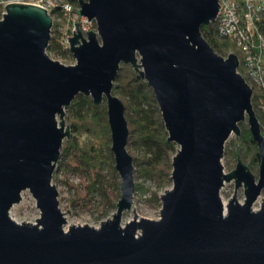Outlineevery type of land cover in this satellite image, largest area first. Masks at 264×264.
I'll return each mask as SVG.
<instances>
[{"label":"water","instance_id":"95a60500","mask_svg":"<svg viewBox=\"0 0 264 264\" xmlns=\"http://www.w3.org/2000/svg\"><path fill=\"white\" fill-rule=\"evenodd\" d=\"M0 20V264H264V133L254 89L238 71L240 58L219 54L202 26L216 22L220 0H80V16L98 32L70 37L77 64L47 54L53 17L47 8L12 2ZM149 82L159 101L169 140L179 148L173 186L161 195L159 219L122 224L137 190L127 106L115 93L122 64ZM107 101L112 151L121 176L113 218L68 230L53 184L64 140L72 137L66 111L79 94ZM59 117L61 120H59ZM249 119L261 157L260 177L238 149L237 167L222 158L233 132ZM246 187L227 207L226 182ZM31 191L38 223L10 214ZM264 199V198H263Z\"/></svg>","mask_w":264,"mask_h":264},{"label":"trees","instance_id":"16d2710c","mask_svg":"<svg viewBox=\"0 0 264 264\" xmlns=\"http://www.w3.org/2000/svg\"><path fill=\"white\" fill-rule=\"evenodd\" d=\"M77 2V0H75ZM259 30L264 33V16L258 22ZM204 37L220 54V49L230 45V40L217 38L218 21L202 26ZM50 50L57 55L67 57L72 54L71 49H65L59 38L52 37ZM115 91L127 99V118L130 125L129 146L137 149L140 155L134 156L137 178L150 180L156 190L151 199L161 202L160 191L173 184V162L178 151V145L169 140V131L155 91L147 80L131 64L123 63L115 81ZM263 99L264 94L256 93L253 96L255 106ZM68 117L71 119L72 137L67 140L64 156L75 148L84 157L85 165L104 168L108 163L111 172L121 177L116 169L115 155L112 151V132L109 123L108 105L106 101L97 105L93 97L79 94L68 108ZM264 131V118H262ZM243 131L241 145L253 149V161L261 162L258 142L254 139L250 126L241 122ZM102 135L106 139L102 138ZM85 137V138H83ZM247 155L243 151V156ZM102 177V192L107 197V185ZM98 180H96L97 184ZM137 190L143 185L137 183ZM118 189H121L118 183ZM117 208V204H115Z\"/></svg>","mask_w":264,"mask_h":264},{"label":"rangeland","instance_id":"374dc122","mask_svg":"<svg viewBox=\"0 0 264 264\" xmlns=\"http://www.w3.org/2000/svg\"><path fill=\"white\" fill-rule=\"evenodd\" d=\"M74 3H75L74 8H80V0H77V2L74 1ZM80 28H81V23H80ZM55 30H56L55 36L61 38V36H66V37L74 36L75 33L74 34L72 33L74 30L77 31L78 28L74 22L69 21L68 17H66L62 21L59 22L58 20L56 21ZM91 30L98 32L96 23L95 26H93V29ZM84 36L88 38L89 34ZM217 38L222 40L218 34H217ZM226 40H230V41L235 40V37L233 38L229 37ZM220 52L222 53L221 55H223L226 58H228L231 53L237 54L240 58V66L238 68V71L246 78L248 83L253 87L254 89L253 96L256 93L264 94V88L250 78V69L252 68V65L250 64V62L245 61V58L246 59L248 58L245 45L239 46L237 42L233 43V41H231L230 45L220 49ZM47 54L53 59L59 60L60 62L66 65L77 64V59L73 53L64 58L63 56L55 54L50 50V48H48ZM118 95L123 99V101L126 104L127 99L125 97H122L120 94ZM262 106H264L263 99L259 101V104L257 106H255L254 104V108L260 119L261 124L263 120L262 118H264V109ZM66 112H68V109ZM64 119L66 125L69 124V126H71V119L68 117V113H66ZM59 120H61L60 117ZM243 122H246L250 126L248 118ZM242 128L243 127L241 126V129ZM262 130H263V124H262ZM102 138L106 139L104 135H102ZM67 140H68L67 138L64 140L61 158L56 165V170L53 179V184L54 183L56 184L60 192L59 195L60 207L62 211L65 213L68 220V223L65 226V228L67 230L68 227H70L69 225L70 222H72L73 224L75 223L76 225H80V224L85 225L88 223L91 226L100 227L103 221L109 220V218L110 219L113 218L114 214L117 211L115 204H117L119 199L121 198V189H118V183L120 184L121 187V177L118 178L115 176L113 172H111V167L109 166L108 163H105L104 168L101 169L96 168L93 165L91 166L85 165L84 157L81 154H79V151L75 148H72L68 152L67 156H64V149L67 146ZM240 142H241V135L239 136L238 134H236V132H233L232 135L229 137L228 141L226 142L224 156L222 158V163L224 165L225 172L228 173L237 167L238 157H239L238 149H239L241 151V156L243 160L245 161V163L251 164L252 171L256 174L257 179H259L261 162H257V163L254 162L253 161L254 150L242 146ZM128 148L133 156L140 155V152L137 149L130 147L129 144H128ZM243 151L245 153L247 152V155L243 156ZM136 169L137 166L135 165V171ZM101 176L104 177V183L107 185V191H106L108 194L107 197L103 195L101 189L102 187ZM135 177H136V173H135ZM96 180H98L97 184H96ZM137 183L143 185V188L136 190L134 197V206L131 210L125 212L122 221L123 225L127 223L130 217H132L133 220L135 218L136 212L140 217H147L151 219H159L161 216L162 203H159L151 199L152 192L156 190L155 185H153V183L148 179L146 180L144 178L136 177V184ZM172 186L173 184L161 190L160 195L165 193L167 189L172 188ZM236 189H237L236 180L226 182L221 190L222 199L226 200L228 203L230 198H232L236 193ZM236 194L238 195V199L242 203L245 202L246 200L245 185H242L240 188H238ZM263 198H264V190L262 191L258 200L255 202L254 209H259L261 207L262 203L264 202ZM135 207H136V212H135ZM10 214L18 222L21 223H23L24 221L26 223L32 222L31 224L38 223L37 218L41 217V212L37 207L36 199L29 190H25L23 192V197L21 202L15 204L12 207Z\"/></svg>","mask_w":264,"mask_h":264},{"label":"built area","instance_id":"2783aa9c","mask_svg":"<svg viewBox=\"0 0 264 264\" xmlns=\"http://www.w3.org/2000/svg\"><path fill=\"white\" fill-rule=\"evenodd\" d=\"M75 0H0V20L7 13V5L12 2L32 3L48 9L56 21L68 17L69 21L81 23L84 35L93 29L96 20H89L87 16H80L74 9ZM218 14V35L222 40L235 37L233 43L245 45L250 62V78L264 88V33L259 30L258 22L264 16V0H220ZM55 27L52 28V37L55 36ZM76 29V27H75ZM75 32L73 31L72 34ZM57 37V36H56ZM89 37V36H88ZM65 49H71L70 36L57 37ZM72 50V49H71ZM73 53V51H72ZM74 54V53H73ZM246 54V56H247ZM65 58V57H64ZM264 109V106H262ZM69 229V228H68ZM67 229V230H68Z\"/></svg>","mask_w":264,"mask_h":264},{"label":"bare ground","instance_id":"6f19581e","mask_svg":"<svg viewBox=\"0 0 264 264\" xmlns=\"http://www.w3.org/2000/svg\"><path fill=\"white\" fill-rule=\"evenodd\" d=\"M53 27H55V24H53ZM227 204H228L227 201L224 200V205H225L226 207H227ZM66 218H67V217H66ZM131 220H132V217H130V218L128 219L127 222H129V221H131ZM74 224H75V223H74ZM74 224H73L72 222L69 223L70 227L73 226ZM75 225H76V224H75ZM70 227H68V228H70Z\"/></svg>","mask_w":264,"mask_h":264}]
</instances>
